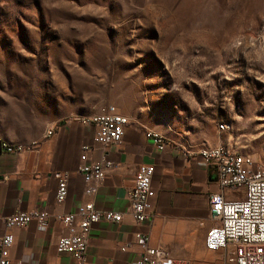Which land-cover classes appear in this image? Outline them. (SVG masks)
<instances>
[{
  "label": "rangeland",
  "instance_id": "1",
  "mask_svg": "<svg viewBox=\"0 0 264 264\" xmlns=\"http://www.w3.org/2000/svg\"><path fill=\"white\" fill-rule=\"evenodd\" d=\"M109 110L157 120L180 149L264 165V0H0L12 137L44 113Z\"/></svg>",
  "mask_w": 264,
  "mask_h": 264
},
{
  "label": "crops",
  "instance_id": "2",
  "mask_svg": "<svg viewBox=\"0 0 264 264\" xmlns=\"http://www.w3.org/2000/svg\"><path fill=\"white\" fill-rule=\"evenodd\" d=\"M92 114L69 118L55 112L41 114L34 129L17 140L12 137L11 125L0 123V138L23 146L16 153L0 150V235H13L10 261L133 264L142 252L134 238L139 230L149 236V246L166 250L175 262L217 264L213 257H223V252L208 251L204 245L206 232L213 225L208 217V196L218 192L215 168L196 154L186 156L171 143L159 150L154 136H167L166 129L147 115H128L120 144L103 147L92 140L94 128L81 122ZM83 145L90 147L86 154ZM102 157L112 162V167L105 170L97 192L86 196L79 168ZM140 165H153L154 172L149 194L151 217L137 225L130 213L129 193ZM56 172L67 175V194L61 204L55 201ZM84 202H91L100 211L119 213L121 222L93 224L84 258L78 263L71 255L57 251V240L66 230L54 215L73 212ZM31 211L47 214L43 230L34 221L23 228L5 227L9 216Z\"/></svg>",
  "mask_w": 264,
  "mask_h": 264
},
{
  "label": "built area",
  "instance_id": "3",
  "mask_svg": "<svg viewBox=\"0 0 264 264\" xmlns=\"http://www.w3.org/2000/svg\"><path fill=\"white\" fill-rule=\"evenodd\" d=\"M81 122L94 128L93 142L106 147L120 144L128 118L109 110L92 114V117H83ZM218 127L224 129L221 124ZM51 133L52 131H48V134ZM154 140L159 144V150L169 143L159 136H154ZM22 149L20 144L13 145L0 139V150L16 153ZM89 149L88 145H83V154ZM183 152L186 156H200L212 165L216 172L218 192L211 193L207 200L208 217L213 221V225L207 230L204 238L206 250L222 251V264H264V165L222 145H205L195 152L184 149ZM84 159L85 155L82 157V160ZM111 167L112 162L105 157L100 161L80 166L79 174L84 181V195L92 196L97 192L104 179L105 170ZM153 172V165H140L134 186L129 193L130 213L137 225L151 217L149 194ZM54 176L57 179L55 201L61 204L67 194V175L56 172ZM54 219L66 230L65 235L57 240V251L67 253L81 263L93 224L100 221L119 224L121 215L97 210L91 202H84L73 212L54 215ZM33 221L43 230L47 214L43 211L16 212L6 218L4 224L8 229L23 228ZM134 238L142 252L133 264H183L175 262L166 250L149 246V236L146 233L138 230ZM12 244L11 233L0 235V264H21L8 258Z\"/></svg>",
  "mask_w": 264,
  "mask_h": 264
}]
</instances>
